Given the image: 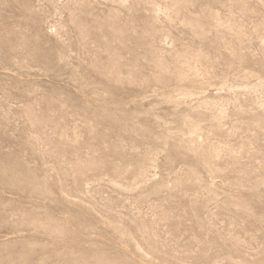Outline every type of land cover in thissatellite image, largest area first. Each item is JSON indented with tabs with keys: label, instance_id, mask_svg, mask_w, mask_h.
<instances>
[{
	"label": "rangeland",
	"instance_id": "1",
	"mask_svg": "<svg viewBox=\"0 0 264 264\" xmlns=\"http://www.w3.org/2000/svg\"><path fill=\"white\" fill-rule=\"evenodd\" d=\"M0 264H264V0H0Z\"/></svg>",
	"mask_w": 264,
	"mask_h": 264
}]
</instances>
